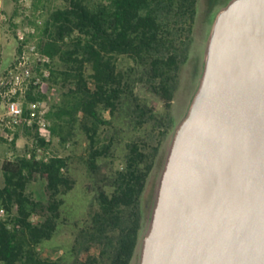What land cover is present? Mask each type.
<instances>
[{"label":"trees","instance_id":"1","mask_svg":"<svg viewBox=\"0 0 264 264\" xmlns=\"http://www.w3.org/2000/svg\"><path fill=\"white\" fill-rule=\"evenodd\" d=\"M62 2L49 13L38 44L54 65L48 85L58 102L48 115L51 132L65 143L78 126L86 140L87 170L104 178L118 133L114 123H130L125 165L110 174L108 189H99L97 206L69 222L64 208L65 197L77 184L73 158L43 161L21 154L5 160L0 204L10 217L0 219V264H130L154 203L147 183L176 126L173 101L193 43L199 0ZM123 60L129 63L122 65ZM136 74L161 100L162 115L134 91ZM41 97L28 95L31 101ZM38 178L45 182L43 199L29 191ZM67 225L73 236L68 254L43 256L40 245Z\"/></svg>","mask_w":264,"mask_h":264},{"label":"water","instance_id":"2","mask_svg":"<svg viewBox=\"0 0 264 264\" xmlns=\"http://www.w3.org/2000/svg\"><path fill=\"white\" fill-rule=\"evenodd\" d=\"M140 264H264V0L215 18Z\"/></svg>","mask_w":264,"mask_h":264},{"label":"rangeland","instance_id":"3","mask_svg":"<svg viewBox=\"0 0 264 264\" xmlns=\"http://www.w3.org/2000/svg\"><path fill=\"white\" fill-rule=\"evenodd\" d=\"M231 0H199L198 13L194 26L193 43L190 47L189 57L183 65L180 74V85L173 101L172 115L176 121L173 132L169 135L167 141L163 144L157 157L154 169L148 180V189L154 193V201L160 178L165 167V163L172 145L173 137L178 125L187 116L194 95L199 87L200 80L204 71L206 49L213 23L217 14L226 7ZM62 0H0V46L3 50L4 62L8 63L17 54L19 40L18 33L25 34L29 45H37L43 39V28L47 17L51 11L62 7ZM32 30L34 33H32ZM129 61L123 60L122 65L128 64ZM130 64L133 65L132 62ZM52 61V69H53ZM136 74L134 79V91L145 101L147 106L155 113L162 115L164 107L161 100L151 92L147 91L138 80ZM50 94V111L58 102L57 93L49 88L44 89L42 97L46 98ZM48 113V115H49ZM47 115V120L52 126V121ZM108 116V115H106ZM123 117V116H122ZM128 121V120H127ZM114 125L118 128V133L114 134L113 152L108 157L104 178L92 176L88 172L84 159L86 157V140L85 136L76 126L74 136L65 143H60L57 137L52 134L49 143L50 152L53 156L73 158L72 171L77 179V184L72 192L66 197L64 216L67 221H77L84 218L87 214L88 207L97 206V196L100 188L108 189L111 173L120 170L125 165V144L130 141V123L122 120L117 121ZM139 132V131H138ZM137 132V133H138ZM138 135V134H137ZM33 133L25 128H19L17 131V140L15 145L8 144L0 140V185H2L3 176L1 165L5 160H13L16 156L23 154L28 147ZM104 172V173H105ZM44 180L38 178L34 181L29 191L37 199L44 198ZM86 186H89L88 188ZM154 204V203H153ZM153 207V206H152ZM151 215V214H150ZM150 225L149 220H144L143 228L140 234V240L135 255L130 264H140L143 239ZM73 240L71 226H61L51 241L44 242L40 245L39 251L45 257L59 258L66 256L71 247Z\"/></svg>","mask_w":264,"mask_h":264},{"label":"built area","instance_id":"4","mask_svg":"<svg viewBox=\"0 0 264 264\" xmlns=\"http://www.w3.org/2000/svg\"><path fill=\"white\" fill-rule=\"evenodd\" d=\"M18 40L17 54L8 63L4 62L0 46V140L8 144L16 143L18 129L25 128L33 133V137L22 155L47 161L55 157L48 147L52 138L47 120L51 107L50 94L35 101L29 100L28 95L44 94L51 76L52 59L42 53L36 44L29 45L25 34L19 32ZM40 139L45 144H41ZM9 217L8 211L0 204V219L5 221Z\"/></svg>","mask_w":264,"mask_h":264},{"label":"crops","instance_id":"5","mask_svg":"<svg viewBox=\"0 0 264 264\" xmlns=\"http://www.w3.org/2000/svg\"><path fill=\"white\" fill-rule=\"evenodd\" d=\"M4 59H6V56L4 57Z\"/></svg>","mask_w":264,"mask_h":264}]
</instances>
